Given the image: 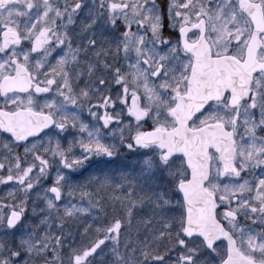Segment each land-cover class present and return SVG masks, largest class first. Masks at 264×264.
Wrapping results in <instances>:
<instances>
[{
	"label": "snow or ice",
	"instance_id": "obj_1",
	"mask_svg": "<svg viewBox=\"0 0 264 264\" xmlns=\"http://www.w3.org/2000/svg\"><path fill=\"white\" fill-rule=\"evenodd\" d=\"M0 264H264V0H0Z\"/></svg>",
	"mask_w": 264,
	"mask_h": 264
}]
</instances>
